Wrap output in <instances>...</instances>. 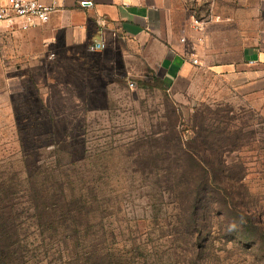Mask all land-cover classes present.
Wrapping results in <instances>:
<instances>
[{
    "label": "rangeland",
    "instance_id": "1",
    "mask_svg": "<svg viewBox=\"0 0 264 264\" xmlns=\"http://www.w3.org/2000/svg\"><path fill=\"white\" fill-rule=\"evenodd\" d=\"M31 44L5 37L0 56V264H264V241H228L219 219L196 239L161 162L165 142L174 152L172 108L184 142L199 122L226 127L220 137L242 145L223 155L264 212V96L201 70L140 78L135 47Z\"/></svg>",
    "mask_w": 264,
    "mask_h": 264
},
{
    "label": "crops",
    "instance_id": "2",
    "mask_svg": "<svg viewBox=\"0 0 264 264\" xmlns=\"http://www.w3.org/2000/svg\"><path fill=\"white\" fill-rule=\"evenodd\" d=\"M57 5L49 22L26 30L9 31L0 22V56L8 36L20 46L81 47L98 56L113 50L125 56L135 47L140 78L153 70L171 80L189 79L201 70L243 94L264 96V0H58ZM193 16L204 19L201 32L192 29ZM94 41L104 47L90 48ZM25 54L16 52L15 58ZM3 69L0 62V81Z\"/></svg>",
    "mask_w": 264,
    "mask_h": 264
},
{
    "label": "trees",
    "instance_id": "3",
    "mask_svg": "<svg viewBox=\"0 0 264 264\" xmlns=\"http://www.w3.org/2000/svg\"><path fill=\"white\" fill-rule=\"evenodd\" d=\"M171 113L174 152L170 158L169 143L165 142L161 162L169 166L163 173V182L179 190L177 202L181 219L192 225L196 239L211 231L205 219H209L208 222L219 219L225 224L219 230L228 241L236 237L252 240L255 244L258 240L264 241V212L249 200L243 165L229 163L223 155L242 144L220 137L231 132L226 127L212 129L201 122L192 126V144L184 142L178 128L181 124L179 114L175 108ZM199 219L206 223L199 226Z\"/></svg>",
    "mask_w": 264,
    "mask_h": 264
},
{
    "label": "built area",
    "instance_id": "4",
    "mask_svg": "<svg viewBox=\"0 0 264 264\" xmlns=\"http://www.w3.org/2000/svg\"><path fill=\"white\" fill-rule=\"evenodd\" d=\"M58 0H0V22L6 30H26L38 24L49 22L51 14L57 10ZM211 2L212 0H206ZM204 26V19L193 16L191 27L196 32H201ZM202 39L201 36L198 37ZM180 42L184 43L185 38L180 37ZM90 48H103L104 43L94 41ZM191 61L196 63L197 60L192 58ZM130 87L134 82L128 83Z\"/></svg>",
    "mask_w": 264,
    "mask_h": 264
}]
</instances>
